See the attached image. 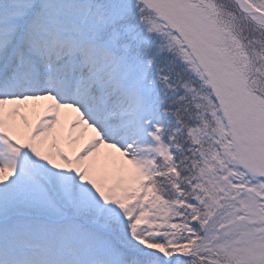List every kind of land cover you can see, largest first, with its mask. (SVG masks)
Instances as JSON below:
<instances>
[{"label":"snow or ice","instance_id":"1","mask_svg":"<svg viewBox=\"0 0 264 264\" xmlns=\"http://www.w3.org/2000/svg\"><path fill=\"white\" fill-rule=\"evenodd\" d=\"M0 264H264V0H0Z\"/></svg>","mask_w":264,"mask_h":264}]
</instances>
